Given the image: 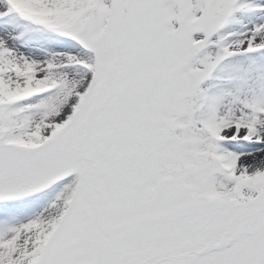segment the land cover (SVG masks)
<instances>
[{
	"label": "snow or ice",
	"instance_id": "6c2138e0",
	"mask_svg": "<svg viewBox=\"0 0 264 264\" xmlns=\"http://www.w3.org/2000/svg\"><path fill=\"white\" fill-rule=\"evenodd\" d=\"M0 264H264V0H0Z\"/></svg>",
	"mask_w": 264,
	"mask_h": 264
}]
</instances>
